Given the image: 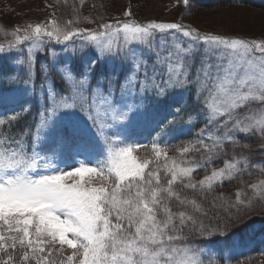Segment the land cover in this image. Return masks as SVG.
I'll return each mask as SVG.
<instances>
[{"label":"snow or ice","instance_id":"1","mask_svg":"<svg viewBox=\"0 0 264 264\" xmlns=\"http://www.w3.org/2000/svg\"><path fill=\"white\" fill-rule=\"evenodd\" d=\"M123 15L82 18L95 28L79 16L26 22L0 44V109L12 112L0 139V264H213L190 237L210 244L236 234L229 224L255 227L248 213L264 205V179L204 203L226 181L264 174V159L252 162L264 156V39ZM140 125L154 133L147 143L135 138ZM241 137L261 142L253 150ZM217 260L227 264L223 250Z\"/></svg>","mask_w":264,"mask_h":264},{"label":"rangeland","instance_id":"2","mask_svg":"<svg viewBox=\"0 0 264 264\" xmlns=\"http://www.w3.org/2000/svg\"><path fill=\"white\" fill-rule=\"evenodd\" d=\"M50 1L2 0L0 4V26H3V28L0 29V33L4 31L8 32L10 27L15 28L17 25L24 26L26 22H46L52 19L54 15L51 11ZM89 2L91 3V0ZM90 3H86V5ZM105 4L104 2V6ZM110 4L113 11V20L125 18L123 13L127 9H130L132 18L141 22L150 19L165 22H181L204 32L264 39V12L250 7L229 5L213 9L198 8L188 15L184 13L186 6L182 2H176V0H112ZM11 114L10 108L0 109V118L6 121L5 125H0V139L7 138L4 130L10 127L7 120ZM31 120L29 119V121ZM135 130H139L134 135L141 143L148 142L154 135L143 125L138 126ZM68 163L76 166L71 160H68ZM95 182L99 184L101 181L97 177ZM247 242L252 243L253 240L248 239ZM242 246L239 239H235L230 246L225 243L199 245L200 248L212 250V260L218 258L221 250H223L224 256H228L239 251ZM65 253L67 255L70 254L71 249L65 248ZM259 264H264V259Z\"/></svg>","mask_w":264,"mask_h":264},{"label":"trees","instance_id":"3","mask_svg":"<svg viewBox=\"0 0 264 264\" xmlns=\"http://www.w3.org/2000/svg\"><path fill=\"white\" fill-rule=\"evenodd\" d=\"M86 3H90V0H85ZM2 0H0L1 4ZM104 2L106 3L104 6ZM112 0H91V3L89 5H86V3L81 4L80 0H51L50 6L51 11L54 15L52 19H56L61 24L65 23L69 19H76L77 16H79L80 27H88V28H95L97 26V23L101 22H107L109 20L115 21L112 18V8L111 4ZM176 2H182V0H176ZM245 6L250 7L254 9H258L264 12V0H190V7H186L185 14L190 15V13L194 9L198 8H205V9H213V8H221L226 6ZM108 6V7H107ZM88 17L90 20H95L97 23H88L84 21L82 18ZM100 17H103V20H100ZM125 18H122L120 20H123ZM3 21V20H2ZM1 22V19H0ZM47 22V21H46ZM1 25V24H0ZM14 28L10 27L9 31H4L0 33V43L8 45L10 41H13L15 39L14 36H12V30ZM203 127V123H195L194 130L189 133V135L185 137H181L180 141H187V140H195L196 136L195 133L198 132ZM241 140L243 142H247L251 145V148L254 150L259 146V143L261 142L258 138H251L247 141H244V138L241 137ZM176 146H179V141L173 142L172 149L169 150L168 154L169 156L176 155L174 152V148ZM231 146H229V149ZM151 147H148L147 149L143 148L137 152L139 156H144L146 152H150ZM196 158L199 159V155L195 154ZM261 159H264V156L260 153H256L252 156V162L257 163ZM223 165V158L217 159L214 161L213 166L214 167H221ZM206 175V172L203 168L197 170L193 174L194 180H200ZM264 179V174L261 173L259 169L251 171V173H245L243 176L238 177L235 180H232L230 182L226 181L222 185H218L214 188V190L211 193H205L207 197V201L204 203L205 208H207L208 203L212 202L214 197L219 196L220 194H223L225 197H231L232 199H235L233 193L238 187H246L247 184L256 183L258 180ZM241 181H244V184H241ZM177 191H180L182 195H187L189 198H197L198 201L200 200V194L199 193H193L191 190H185L181 188H177ZM248 195L252 196V191L248 190ZM219 202V201H218ZM255 212L254 213H248V215L252 216L255 222V226L257 228L256 237L257 240L260 243H264V230L261 228V213L264 212V205H262L261 201L257 200L254 203ZM180 210H186L181 208L180 206L173 203V211H180ZM188 211H191V209H187ZM220 229L224 230V224H225V214L223 212H220ZM209 217H214L213 212H209ZM203 223L205 226H207L210 230H215L217 228L216 219H204ZM241 226L239 223H237L235 226L229 224L227 227V231L229 233L235 232V235L243 236L247 233H249V230H241L237 232V228H240ZM223 236H212L210 237L211 241H217L219 238ZM232 236L230 235L229 238ZM228 238V239H229ZM190 239L194 240L195 242H201L202 237L194 236L190 237ZM65 255H67L65 253ZM264 259V248H262L260 245H254L253 248H251L248 252L240 254L236 257H234L230 262H227V264H259ZM213 264H224V261H219L217 263Z\"/></svg>","mask_w":264,"mask_h":264}]
</instances>
